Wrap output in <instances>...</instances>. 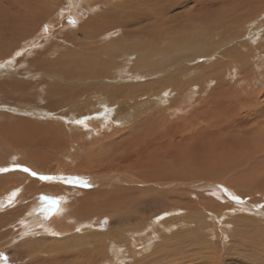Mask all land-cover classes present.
<instances>
[{"label": "bare ground", "instance_id": "1", "mask_svg": "<svg viewBox=\"0 0 264 264\" xmlns=\"http://www.w3.org/2000/svg\"><path fill=\"white\" fill-rule=\"evenodd\" d=\"M221 1L217 3L216 0H72L68 16L63 22H58V27L51 36L47 37L43 32L47 38L43 37L39 44L35 41L37 38L31 41L37 28L33 19L34 16L38 17L41 25L43 21L41 17L46 16L51 10L49 0L19 2V9L27 15L25 20L33 25L31 28L23 27L26 25L8 26L7 21L0 17V25L6 24L4 32L9 31L12 35L24 30L25 34L33 33L27 38L24 50L32 51L31 47L37 44L34 47L37 48L34 57L28 60V56H23L17 61V67L13 71L4 73V77L0 78V98L4 99L0 105L14 106L10 110L7 109L11 113L0 114V151H3L0 152L2 264H5L1 261L4 254H7L8 261L13 260L15 264H94L95 262L91 263L89 254L97 259L98 255L99 258H103L99 264H121L124 262L123 258L139 255L151 249L154 244L168 251V243L165 241L169 236H166L164 241L166 244L158 242L165 239V235H170L173 230L178 231L175 228L179 221L176 223L175 219L179 214L175 215L173 212L179 211L183 199L185 207L194 211H190V214L192 212L199 214L201 208L204 211L206 207H210L212 210L207 211L209 216L221 218L220 222L222 221L223 225L228 224L225 219L228 220V213L233 214L234 210L252 212L251 216L256 212L257 215L255 213L254 215L259 217L260 214L259 218H263L264 210L259 212L255 206L264 204V177L261 178V175H264V169L261 167L262 162L264 164L262 124L264 89L258 86L255 91L251 87L252 90L246 88V92H241L237 81L236 84L229 82L231 78L228 79L229 83L224 81V74L228 75L230 71L229 77H232L244 73L243 79L248 82L245 86L253 83L250 79V70L252 67L260 66V59L264 60V28L260 27L264 26V0H224L228 7L220 6ZM97 6L101 8L97 10ZM178 7H181V11L174 13ZM77 9L80 14L81 12L87 14L85 17L78 14L79 24L72 27ZM214 9L218 12L216 20L206 26L204 14ZM223 9L231 10L230 19H226L230 20L229 25L232 29L235 30L241 20L246 22L247 27L243 25L246 29L243 28L241 31L245 30L242 34L247 37L249 44L254 46L251 49L247 48L245 54L244 52L241 54V50H236V46L235 49L230 48L225 53L227 58L222 62L218 60L202 66L199 63L186 66L184 63H189L188 60L192 58L190 50L193 44L195 46L201 44L200 49L203 53L200 50L199 53L203 54L201 57L207 55L205 58L209 60L207 52L212 48L208 46L207 37L211 38L214 31L218 33L228 27L224 20L228 14ZM259 18H262L261 22L253 26L252 24ZM61 26L67 28L62 30ZM230 30L224 32L230 33L231 38L235 37ZM238 30L236 29L237 32ZM208 31L211 33H207ZM256 32H260L261 36ZM43 33L40 32V35ZM60 34L70 38L61 41L67 45L69 43L68 47L58 46L53 42L59 39ZM47 55L49 57H46ZM39 57L44 63L42 60L39 61ZM10 58L8 55L0 59V66L10 61ZM168 67L170 68L164 75L159 73ZM29 68L32 70H28ZM191 68L198 71H191ZM20 72V75L30 72L31 76L17 75ZM150 76L155 78L149 79ZM160 76L162 77L159 78ZM140 79H144L143 82ZM250 91L252 93H249ZM42 92H45V97ZM223 93L235 98V101L230 99L229 109L225 108L226 106L221 107L223 104L221 106L214 104ZM246 93L250 96L252 94L253 97L257 94L252 99L254 102ZM242 95L247 96L245 103L250 107L245 106L249 116L247 122L251 120L262 122L261 124L255 122L257 124L255 129L254 127L246 129L244 124V130L242 125L244 117L235 111L237 109L235 104H239V96ZM248 98L251 101H248ZM48 101L56 106L54 109L41 106L43 114H40L41 110L36 108ZM19 103L21 107L18 106ZM25 105L31 107L33 105L34 108ZM112 105L116 106L113 110ZM122 106L126 109L123 114L119 111ZM28 109L36 116L41 115L50 119L37 121L39 118L33 120L31 116L33 119L29 120L21 114L14 113L21 111L26 114ZM131 115L134 124L127 128V137L122 142L127 148L118 151L116 138L119 137L122 141V136L127 131L117 134L114 128H123ZM230 118H238V121L234 120V124L231 125L230 121L228 122ZM247 122V125H253ZM235 127L240 130L241 135L248 133L255 137L256 143L261 147L250 149L249 146L239 145L237 138L231 140L219 138L221 133L230 134ZM112 135L114 138L110 141L111 146H108ZM149 135V138H167L175 147H168L165 144L140 153L142 162L134 165L131 171L117 161V155L138 152L147 144L142 143ZM209 138L217 140L212 141ZM2 145L7 147L3 148ZM182 146H188L190 149L186 158L184 152L177 151V148ZM2 154L7 157L4 158ZM248 155L247 159H243ZM254 155H257L256 162L255 158L253 159ZM34 157L42 160L39 167L33 161ZM157 166H161L173 181H162L159 176L163 174L158 173ZM190 167H193L191 172L188 170ZM87 174L95 179L109 174L101 182V189L97 195L91 196L92 191L77 187H86L89 184ZM136 175L137 180L133 178ZM69 179L72 180L71 183L67 182ZM131 179L135 183L132 186L134 190L127 192L126 187H123ZM122 180L126 182L115 184ZM18 190L21 192L17 193ZM215 193L216 197L215 195L210 197L209 194ZM80 194L85 207L89 206L90 198L99 200L100 203L104 202L107 211L103 213L101 208L98 209V214H102L101 218H106L110 211L115 212L110 213L108 230L96 233V237L101 236L99 239L101 243L93 244L92 249L87 245L90 241L84 239L83 235L75 234L72 229L86 226L81 223L83 221L88 223L93 213L90 209L80 212L72 209ZM123 194L122 198H115ZM63 195L65 196L61 198ZM194 197L195 200L191 201ZM143 198L157 203L165 210L164 213L160 216L158 212H153L143 217L144 209L141 211L140 206L147 202L137 201ZM200 199L203 201L201 205ZM160 211L163 212L161 209ZM158 216L163 219L159 220ZM130 222H133V225L126 226ZM239 222L242 223V218ZM99 223L101 228L105 221L101 220ZM67 224L73 226L69 227ZM39 228L59 233L63 235V239L75 234L78 237L76 243L80 246L73 247L64 240L38 235ZM161 232L164 235L160 237ZM194 233L198 238L201 237L198 231ZM174 237L173 240L176 239ZM260 238L253 237V240H250L258 246L255 250L264 248L263 240H258L257 243L255 241ZM190 245L192 244H189V248L192 249ZM169 246L171 248V245ZM177 249L179 248L176 247L173 253ZM201 250L202 253L206 252L202 246L192 251L200 254ZM155 251L148 257L144 256L143 261L146 264H217L216 252L212 253L214 255L209 253L210 256L206 258L198 257L197 260L198 253L189 259L178 252L172 257L173 255L168 256L167 251L160 250L158 253ZM137 260L136 263L139 261ZM249 264H258V261Z\"/></svg>", "mask_w": 264, "mask_h": 264}, {"label": "rangeland", "instance_id": "2", "mask_svg": "<svg viewBox=\"0 0 264 264\" xmlns=\"http://www.w3.org/2000/svg\"><path fill=\"white\" fill-rule=\"evenodd\" d=\"M21 0H0V17L2 16L3 17V19L5 20V21H7V23H8V26L10 25L11 27H13V26H18V27H22L23 25H26V26H23V27H27V28H31V27H33V25L31 26L30 24H29V22L27 21V20H25L26 18V13H24L23 11H21L20 9H19V2H20ZM71 1L72 0H49V2H50V11L47 13V15L46 16H44L43 18L41 17V19L43 20L42 22H41V25H40V23H39V18L38 17H36V16H34V18L35 19H33V23L35 24L34 26H35V28H36V31H35V35L34 36H32L31 37V41H32V39L34 40L35 38H37V39H35V41H36V43L37 44H39L40 42H39V40H42V38L44 37V38H47V37H49V36H51V34L53 33V31H54V29L56 28V27H58L57 26V24H58V22L60 21V22H63L64 20H65V18L68 16V13L70 12V7H71ZM91 1H94V0H91ZM221 0H216V2L217 3H219ZM213 4H214V2H213ZM189 5H190V3H189ZM215 5V4H214ZM220 6H222V7H228L227 5H226V3H225V1L224 0H222L221 1V3H220ZM215 7H217V6H215ZM13 8V9H12ZM101 7L100 6H97V10L98 9H100ZM181 7H178V8H176L174 11V13H178L179 11H181V9H180ZM217 9V8H216ZM216 9H214V10H210V11H206V14H204L205 15V21H206V26H208L209 24H211L214 20H216L215 19V17H216ZM79 9H77L76 11H75V13H76V15H75V20L74 21H72V23L74 24L72 27H74V26H76V25H78L79 24V20H78V18H80V15L82 14L84 17L86 16V14L87 13H83V12H81V14H80V11H78ZM223 11L224 12H226L228 15L224 18V20L226 21V26H228V27H226L227 29H231L232 31H233V33H231V34H233L235 37H232L231 38V35H230V33H226V32H224V31H226L227 29L225 28L224 29V31L223 30H221V32H218V33H216L215 31V33H216V35L218 36V37H216V35L214 36V32H213V35H212V37L211 38H208L207 37V42H208V46H210L211 48H212V50H210V51H208L207 53L209 54V56H210V58H209V60H207L205 57L207 56V55H205V56H203V57H201V55H203L202 53V50L200 49V47H201V44H198V45H196L195 46V44H193L194 46H191V55H192V58L190 59V60H188V62L189 63H184V64H186V66H191L193 63V65L192 66H194V65H196V63L198 64L199 63V65L201 64V66L203 65V64H210V63H212V62H214V61H218V60H220L221 62L222 61H224L226 58H227V56H225V53H226V51H228V50H230V48L231 49H235L234 47L236 46V50L238 49L239 51H240V53L242 54L243 52V54H245V52H246V50H247V48H252L254 45H250L249 44V42H248V39H247V37L245 36V35H243L242 34V32H244L245 30H243V31H241L243 28H244V26L245 27H247V24H246V22H244V21H240V22H238V24H239V26H237V30H238V28H239V30H238V32L236 31V29L234 30V29H232V27L229 25V22H230V14H231V10L230 9H223ZM218 13V12H217ZM78 14H80L79 16H78ZM40 15V14H39ZM81 15V16H82ZM19 16H21V18L19 17ZM226 18H229V19H226ZM263 18V17H262ZM262 18H259V20H257L256 22H255V24H252L253 26H256V24H258V23H260L261 22V19ZM11 19V20H10ZM23 19V20H22ZM14 22H13V21ZM22 20V21H21ZM17 21L19 22V23H17ZM239 21V20H238ZM17 24H16V23ZM228 22V23H227ZM26 23V24H25ZM228 24V25H227ZM245 24V25H244ZM5 25L6 24H2V25H0V27H2V28H0L1 30H0V32H2V33H0V59H2V58H5L6 56H8V55H10V61H8V62H6L5 64H3L2 66H0V78H2V77H4V73H10L11 71H13V69H15L16 67H17V61L19 60V59H21L23 56H28V60H30L32 57H34L33 56V54H37V48H34V47H36L37 46V44H35V46L33 45L31 48H33L32 49V51H28V50H24L25 49V47H26V43H27V41H28V39L27 38H29V36L30 35H32V34H30V32H27L26 34H25V30L24 31H22V32H18V34H15V35H12L9 31H5L4 32V27H5ZM40 25V26H39ZM242 25V26H241ZM244 25V26H243ZM229 27H231V28H229ZM260 27H262V28H264V26L262 25V26H260ZM65 28H67V27H64V26H61V29L63 30V29H65ZM11 28L9 27V30H10ZM47 29V30H46ZM206 29H207V27H206ZM244 29H246V28H244ZM42 30V31H41ZM44 30V31H43ZM208 30V29H207ZM231 30H230V32H231ZM223 31V32H222ZM236 31V32H235ZM38 32V33H37ZM40 32L41 33H43V32H45L46 34H47V37H45L46 36V34L45 33H43V34H41L40 35ZM51 32V33H50ZM237 34V35H235V33ZM207 33H211V31H208ZM256 33H258V36H261V33L260 32H256ZM29 34V35H28ZM38 34V35H37ZM50 34V35H49ZM225 34V35H224ZM3 36V38H1L2 36ZM241 35L243 36V37H241ZM8 36V37H7ZM10 36V37H9ZM58 36V34H56V37ZM61 36V37H60ZM238 36V37H237ZM224 37V38H223ZM227 37V38H226ZM43 38V39H44ZM234 38H240V39H238V40H234ZM245 38V39H244ZM26 39V40H25ZM222 39V40H221ZM14 40V41H13ZM66 41V40H70V38H68L67 37V35H62V34H60L59 35V39H57V40H53V42H56V45H58V46H60V45H64L65 47H68L69 46V43H68V45L67 44H65V42L64 43H62L61 41ZM221 40V41H220ZM224 40H227V41H224ZM233 40V41H232ZM247 40V41H246ZM6 41V42H5ZM235 41H237V42H235ZM212 42V43H211ZM218 42V43H217ZM246 42V43H245ZM214 43H215V45H214ZM244 43V44H243ZM217 44V45H216ZM223 44V46H221ZM243 44V45H242ZM246 44H247V46H246ZM5 45V46H4ZM25 45V46H24ZM213 47H212V46ZM225 45V46H224ZM240 46V48H239V46ZM3 46V47H2ZM24 46V47H23ZM229 46V47H228ZM231 46V47H230ZM5 47V48H4ZM196 47H198V48H196ZM220 47H221V49H220ZM238 47V48H237ZM8 48V49H7ZM217 50H216V49ZM195 50V51H194ZM199 50H200V52H202V53H199ZM224 50V51H223ZM9 51V52H8ZM59 51V50H58ZM198 51V52H197ZM214 51V52H213ZM199 53V54H198ZM222 53V54H221ZM199 55V56H197V55ZM31 55V56H30ZM46 57H49V55H47ZM51 57V56H50ZM198 57V58H197ZM40 58V57H39ZM260 58V57H259ZM261 58H263V57H261ZM42 60V61H41ZM260 60H261V62H260ZM259 60V63H261L260 64V66H258V67H252L251 68V77H250V79L251 80H253V83L252 84H249L248 86H245L248 82H246V80L244 81V73L243 74H239L238 76H232V77H229V74H230V71L228 72V75H226V74H224V77H225V82L227 83L228 82V79L229 78H231V79H229V82L230 83H234V84H236V81H237V83H238V85L240 86V89L239 90H241V92L242 91H245L246 92V88H248V89H251L252 90V88L251 87H253V91H255V90H257V88H259L258 86H260V88H263L264 89V60H262V59H260ZM39 61H41V62H43L44 63V60L42 59V58H40L39 59ZM23 65H21V67H22ZM23 68V67H22ZM22 68H18V69H22ZM35 68L36 67H34L33 69L35 70ZM170 67H168V68H166V69H163V70H160L159 71V73L160 74H162V75H164V73L167 71L168 72V69H169ZM28 70H32L31 68H29ZM191 71H198V69H194V68H191L190 69ZM2 71V72H1ZM261 71V72H260ZM156 73H158V71H155ZM203 72V71H202ZM260 72V73H259ZM29 73L30 72H27V74H23V75H20L21 74V72L20 73H18L17 75H19V76H28V77H30L31 75H29ZM26 76V77H27ZM162 76H160L159 78H161ZM155 77L154 76H150L149 77V79H154ZM253 78V79H252ZM144 80V79H143ZM143 80L142 79H140V81L141 82H143ZM228 82V83H229ZM213 86H214V84H212ZM252 85V86H251ZM254 85V86H253ZM42 89H44V86L42 87ZM258 92V91H257ZM248 93V92H247ZM246 93V94H247ZM249 93H252V91H250ZM42 95L45 97V92H42ZM247 95H249V94H247ZM257 94H255L254 95V97L252 96V94H251V96L250 97H252V98H250L249 96V98L252 100V99H254L255 98V96H256ZM221 96V97H220ZM219 96V98H217V100H215L214 102V104L216 105V106H221L222 104V106L221 107H225V108H231V106H229L228 104H229V101H230V99L232 98L234 101H235V98L234 97H232L231 95L229 96V94H227L226 95V93H223V94H221ZM222 96H225V97H222ZM221 98V99H220ZM227 98V99H226ZM248 98V101L250 100ZM243 99V100H242ZM245 99V100H244ZM247 99V96L246 97H243V95L242 96H239V104L237 103V104H235L236 105V107H237V109L235 110V111H237V112H239V113H241L240 115H242L243 117H244V120H243V122H242V125H243V129L246 127V129H248V128H250V127H254V129L256 128V125L258 124V123H262V122H256V121H253V120H251V121H249V122H247V120H248V118H249V116L247 115V109H246V107L245 106H247V108L249 107L245 102L247 101L246 100ZM4 99L3 98H0V104L2 103V101H3ZM220 100V101H219ZM250 100V101H251ZM51 101V100H50ZM50 101H48V102H43V103H41L40 105H38V107L39 108H36L37 110H41V112H40V114H43V109H42V107L41 106H43V107H45V108H51V109H54V107L56 106V105H54V104H52V103H50ZM221 101H223V103L221 102ZM227 101V102H226ZM219 104H218V103ZM241 102H243V103H241ZM252 102H254V100H252ZM217 103V104H216ZM27 104V103H26ZM48 104H50V106H47ZM21 104L19 103V107H21L20 106ZM33 105H36V104H33ZM33 105H32V107L30 106V105H25V106H29L30 108H34L33 107ZM244 105V106H243ZM251 105H253V104H251ZM250 105V106H251ZM229 106V107H228ZM240 106V107H239ZM12 107H14L13 105H11L10 107L9 106H5V105H0V114L1 113H5V112H7V113H11V111H9L10 109H12ZM252 107V106H251ZM24 108H28V107H23V109ZM116 108V106L115 105H112V109L111 110H113V109H115ZM132 108V111L134 110V107L132 106L131 107ZM250 108V107H249ZM7 109H9V110H7ZM14 109H20V108H14ZM22 109V108H21ZM110 110V111H111ZM125 110L126 109H124V106H122L121 108H120V110L119 111H121V114H123L124 112H125ZM233 111V110H232ZM14 113H16V114H21V115H23V116H25L26 118H31V119H33V120H37L38 118H39V120H37V121H46L47 119H50V117H48V118H45V117H43V116H41V115H37L36 116V114H34V112H31V111H29V109H28V113H26V114H24V113H22L21 111L20 112H14ZM235 114H236V112H234ZM14 115V114H13ZM30 116V117H29ZM33 118H32V117ZM37 117V118H36ZM36 118V119H35ZM40 118H42V119H40ZM256 118V117H255ZM5 119V118H4ZM31 119H29V120H31ZM232 121H231V120ZM229 120H228V122L229 123H231V125H233L234 124V120H237L238 121V118L237 119H232V118H230ZM0 120H1V118H0ZM236 121V122H237ZM235 122V123H236ZM241 122H238V123H241ZM246 122L247 123H252L253 125H251V126H249V125H247L246 124ZM257 124H256V123ZM122 124V123H121ZM131 124H134V118H133V116L131 115L129 118H128V120L125 122V126H123V128H114V130H115V132L117 133V134H119L120 132H125V131H127V128L131 125ZM246 126H245V125ZM263 125H264V122L262 123ZM123 125V124H122ZM227 125H229V124H227ZM245 126V127H244ZM248 126V127H247ZM251 129V128H250ZM245 130V129H244ZM159 133L161 134V132L159 131ZM127 134H128V131H127V133L125 132L124 133V136H122V141L120 140V138L118 137V138H116V140H117V143H118V151H123V150H125L127 147L122 143V142H124V139L127 137ZM162 135V134H161ZM247 135V136H246ZM264 135V134H263ZM244 136V137H243ZM150 137V135L149 136H147V138H145V139H147L146 141H144L142 144H144V143H147L146 145H144V146H142L141 147V149L138 151V152H130V153H127V154H125V155H117V161L118 162H120L121 164H123V165H125L126 166V168L128 169V170H132V168H133V166L134 165H136V164H138V163H140V162H142V160H141V155L142 154H140V153H142V152H144V151H149L151 148H153V147H161V146H163V145H167L168 147H175V146H173V144H172V142H171V140H169V139H167V138H164V137H153V138H149ZM113 138H114V136L112 135L111 136V139H109V141H108V146H111V144H110V141H112L113 140ZM149 138V139H148ZM219 138H227L228 140H231V139H236L237 138V142L239 143V145H244V146H246V147H250V149H254V148H256V147H261V145L259 144V143H256V138L255 137H252V136H250V134H240V130L237 128V127H235L234 128V130L230 133V134H227V133H221V136L219 137ZM246 138V139H245ZM208 139V138H207ZM211 138H209V140H210ZM212 139H214V138H212ZM211 139V140H212ZM216 139V138H215ZM214 139V140H215ZM214 140H212V141H214ZM217 140V139H216ZM219 140V139H218ZM225 143V142H224ZM2 147L3 148H5V147H7L6 145H2ZM177 148V147H176ZM7 149V148H6ZM177 151L178 152H180V151H182V152H184L185 153V158H186V156L189 154V151H190V149H189V147L188 146H182V147H179V148H177ZM1 153L3 152V151H0ZM264 154V153H263ZM3 155V154H2ZM1 155V156H2ZM256 156L257 155H254L253 156V159H254V161L256 162ZM3 157L4 158H6L7 157V155H3ZM249 157V155L247 156V157H243V159H247ZM33 161L36 163V165L39 167V165H40V163H41V159H38V158H36V157H34V159H33ZM137 162V163H136ZM262 166V168L264 169V164H263V162H262V164H261ZM157 168L159 169V171H158V173L159 174H163L162 176H159L160 177V179L162 180V181H164V182H171V181H173V179H172V177L169 175V174H167L165 171H164V169L161 167V166H157ZM178 170V169H177ZM189 171L190 170H192L193 171V167H190L189 169H188ZM170 171V170H169ZM191 172V171H190ZM165 173V174H164ZM107 175H109V174H107ZM107 175H105L104 177L102 176H99V177H101V178H99V179H95V178H92V176L90 175V174H87L86 176H87V178H88V183L89 184H87V185H89V186H87L86 185V187H84V186H77V187H82V190H89V191H92V194H91V196H94V195H97V192L101 189V182L103 181V180H105L106 178V176ZM112 174H110V176H111ZM93 176H95V175H93ZM127 177L128 178H131V176L130 175H127ZM262 177H264V175L262 176L261 175V178ZM79 178V177H78ZM133 178H135L136 180H137V175L136 176H134ZM80 179V178H79ZM115 180V179H114ZM118 180V179H117ZM263 180V179H262ZM124 182H126V180H122V182H119V183H115V184H117V185H120V184H123ZM82 183V182H81ZM135 183H133L132 182V179L131 180H129V181H127V184H126V186H124L123 188H125L126 187V190H127V192L128 191H130V190H134L133 188H132V186L134 185ZM162 184V183H161ZM22 190V189H21ZM20 190H18L17 191V193L19 192ZM22 191H24V189L22 190ZM242 191V190H241ZM21 192V191H20ZM201 192V191H200ZM202 193V192H201ZM211 193V192H210ZM212 194V193H211ZM211 194H209L210 195V197L212 196H214V197H216V193L215 194H213V195H211ZM65 195H63L61 198H63ZM124 196V194L123 195H118V196H116L115 198H118V199H120V198H122ZM206 196V195H205ZM255 195H253V197H254ZM82 197V195L80 194V195H78L77 196V199H76V202L74 203V205H73V208L72 209H75V210H77V211H79L80 212V210H86V209H90L91 210V212H93V213H91V217L88 219V223L87 222H85V221H83V222H85V223H81V224H83V225H86V226H84V227H81V229H79L78 227L75 229V228H72L73 229V231H74V233L75 234H77V235H83L84 236V239H86V240H88V241H90V243L89 244H87V245H89L90 246V248L92 249V245L93 244H97L98 245V243H101L100 242V238H101V236L98 238V237H96V233H101L102 231H105V230H108V219L110 218V213L112 212V211H110L109 212V215L108 214H106V218H101V215L102 214H98V209H100L101 208V210L103 211V213H105L106 211H107V207H106V205L104 204V202H102V203H100V201L99 200H91V198H90V200H89V206L88 207H85L84 205H85V203H84V201H82L80 198ZM207 197V196H206ZM206 197H203V198H205L206 199ZM208 198V197H207ZM145 199V200H144ZM188 199H189V201H190V198H189V196H188ZM195 200V197L194 198H191V201H194ZM31 200H32V198H31ZM137 201H142V202H147V204H142L141 206H140V209H144V212L142 213V215H145V216H143V217H146V216H148L149 214H152L153 212H155V213H159L158 215H162L163 213H164V209L161 207V206H159L157 203H154V202H150L149 201V199L148 198H143V199H140V200H137ZM183 201H184V199H183ZM183 201H182V204L180 203V205H179V207H180V209H179V211L177 210V211H175V212H173V213H175V215L176 214H179V215H181V216H179V215H176L177 216V218H176V216H175V220H177L176 221V223L179 221V223L178 224H176V230H178V231H176L175 232V230H173L172 232H171V234L170 235H173V237H174V235H175V237L174 238H178L177 240L176 239H172L173 237L171 236L170 237V235H165V239H162V241H160V242H158V243H164V241L166 240V238H167V240L165 241L166 243H168V251L166 250V249H164L163 247L160 249V247L161 246H159L158 244V246L156 245V244H154L152 247H151V249L149 250H146V251H148L147 253H146V251H143L141 254H139V255H131L130 257H127V258H123L122 260L124 261V262H122L121 264H131V262H132V264H143V263H145L144 261H143V259H144V256L145 257H148L150 254H151V252L152 251H154V250H156L155 252L156 253H158V251H162L163 250V252H168L167 254H168V256H172L174 253H180V255H182V256H185V257H189V259L190 258H192L193 256H196V254L198 253L199 254V252H195L194 253V251H192V250H194V249H197V248H201V246H202V249L204 248L205 250L204 251H206V252H203L202 253V250H201V253L199 254V255H197V260L199 259L198 257H200L201 258V256H203L204 258H206V257H208V256H210L213 252H216V263L217 264H222V263H224L225 262V264H249V263H251V262H257L258 261V264H264V248L263 249H260V250H255L256 249V247H258V246H256V244H253L250 240H253L252 238L253 237H261L260 239H256L255 241H256V243H257V241L258 240H263V242H264V216H263V218H259L261 215L259 214L258 216L259 217H257L256 215H257V213L256 212H253V216H251L250 214L252 213H246V212H243V211H240V210H234V213L233 214H230V213H228V220L227 219H225L226 221H227V225H223L222 224V221L220 222V220H221V218L220 219H216V218H213V217H211V216H209L210 214L207 212V211H210V210H212L210 207H206V209H204V211H203V209L201 208V212H199V214H194L193 212V210H191V209H188L187 207H185V203H183ZM261 201L263 202V200L261 199ZM203 201L200 199V205H201V203H202ZM138 203H140V202H138ZM137 203V204H138ZM203 204V203H202ZM154 205V206H153ZM158 205V206H157ZM146 206V207H145ZM182 206H184V207H182ZM166 207H168V206H166ZM210 208V209H209ZM255 208L259 211V212H262L263 210H264V204H256V206H255ZM143 209L141 210V211H143ZM147 209H149L148 211L149 212H147ZM153 209V210H152ZM160 209L163 211V212H161L160 211ZM207 209H209V210H207ZM186 211V212H185ZM190 211H193L191 214L189 213ZM145 212H147V213H145ZM161 212V213H160ZM112 213H115V212H112ZM188 213H189V215H188ZM254 213L256 214V215H254ZM172 214V213H171ZM183 214V215H182ZM174 215V214H173ZM195 216V218H194V216ZM200 215V216H199ZM183 216V219H181V217ZM142 217V216H141ZM187 217V218H186ZM189 217V218H188ZM201 217V218H200ZM210 217V218H209ZM184 218H186V219H184ZM200 218V219H199ZM240 218H242V223L241 222H239V220H240ZM158 219L159 220H162L163 218H161L160 219V217L158 216ZM202 219V220H201ZM237 220V222H234V220ZM101 220H103V221H105V223H104V225H103V227H101L102 228V230H100L101 228L99 227L100 226V221ZM185 220V221H184ZM196 220V221H195ZM259 220V221H258ZM183 221V222H182ZM188 221V222H187ZM207 221H209V222H207ZM214 221V222H213ZM215 221H217V222H215ZM219 221V222H218ZM181 222H182V224H181ZM185 222V223H184ZM187 222V223H186ZM190 222V223H189ZM192 222V223H191ZM196 223V224H195ZM198 223V224H197ZM232 223V224H231ZM201 226H200V225ZM213 224V225H212ZM231 224V225H230ZM83 225H81V226H83ZM130 225H133V222H130V223H128V224H126V226H130ZM181 225V226H180ZM184 225V226H183ZM216 225V226H215ZM222 225V226H221ZM67 226H69V227H72L73 226V224H70V225H68L67 224ZM178 226V227H177ZM179 226L182 228H179ZM195 226V227H194ZM197 226H199V227H197ZM210 226V227H209ZM228 226V227H227ZM74 227H76V226H74ZM185 227V228H184ZM187 227V228H186ZM191 227V228H190ZM193 227H194V229H196L195 231H198V235L199 236H201L200 238H198L197 237V235L194 233L195 231H194V229H193ZM205 228V229H203V228ZM216 227V228H215ZM100 228V229H99ZM160 228V227H159ZM158 228V231H160V229ZM178 228V229H177ZM184 228V229H183ZM210 228H212V229H210ZM215 228V229H214ZM181 230V232H180V230ZM191 229V230H190ZM219 229V230H218ZM79 230V231H78ZM203 230V231H202ZM183 231V232H182ZM191 231H194V232H192L191 233ZM218 231V232H217ZM27 232V231H26ZM175 232V233H174ZM212 232H214V233H212ZM224 232H226V234L224 233ZM228 232V233H227ZM39 234L38 235H46L47 237H49V238H51V239H54V238H56V239H60V240H64L66 243H68V244H71V245H73V247H77V246H80V244H78V243H76V241H78V237L75 235V234H70L68 237H64V239H63V235H61V234H59V233H56V232H54V231H51V230H47V229H42V228H39V232H38ZM86 233H88V234H90V235H86ZM179 235H178V234ZM204 233V234H203ZM207 233V234H206ZM219 233V234H218ZM99 234H97V235H99ZM184 234V235H183ZM216 234H217V236H216ZM223 234V235H222ZM56 235V236H55ZM61 235V236H60ZM92 235V236H91ZM95 235V236H94ZM164 235V233H160V237L161 236H163ZM178 235V236H177ZM183 235V236H182ZM204 235V236H203ZM216 237H215V236ZM248 235V237L246 238V236ZM53 236V237H52ZM60 236V237H59ZM167 236V237H166ZM187 236V237H186ZM188 236L190 237V236H192L191 238H188ZM18 237V236H17ZM82 237V236H81ZM95 237H96V239H95ZM103 237V236H102ZM184 237V238H183ZM186 237V238H185ZM195 237H197V238H195ZM212 237V238H211ZM250 237V238H249ZM19 238V237H18ZM91 238H94V239H92L91 240ZM97 238H98V240H97ZM171 238V239H170ZM183 238V239H182ZM188 238V239H187ZM214 238V239H213ZM220 238V239H219ZM210 239H212V240H210ZM170 240V241H169ZM179 240V241H178ZM184 240V241H183ZM188 240V241H187ZM192 242V243H190V241ZM214 240H216V242L214 241ZM175 242V243H173V242ZM178 241V242H177ZM187 241V242H186ZM61 243H62V241H60ZM97 242V243H96ZM177 242V243H176ZM195 242H196V244H195ZM103 243V242H102ZM166 243H164V244H166ZM169 243H171V244H169ZM180 243V244H179ZM182 243V244H181ZM185 243V244H184ZM208 243V244H207ZM236 243V244H235ZM126 244V243H125ZM175 244V245H174ZM189 244H192V245H190L191 246V248L192 249H190L189 248ZM194 244H195V246H194ZM201 244V245H200ZM203 244V245H202ZM224 244V245H223ZM253 245V246H250V245ZM169 245H171V248H170V246ZM180 245V246H179ZM174 248H173V247ZM193 246V247H192ZM156 247V248H155ZM179 248V249H177L174 253H173V251L175 250V248ZM154 248V249H153ZM158 248V249H157ZM153 249V250H152ZM160 249V250H159ZM172 249V250H171ZM207 249V250H206ZM210 251H209V250ZM166 250V251H165ZM170 250V251H169ZM181 251H183V252H181ZM171 252V253H170ZM209 253H210V255H209ZM175 255H177V254H175ZM175 255H173L172 257H174ZM212 255H214V254H212ZM89 258H90V261H91V263L93 262H95L94 264H99V261L100 260H103V258H99V255H98V259H97V257H95V256H93L92 254L90 255L89 254ZM101 257V256H100ZM138 257V258H137ZM93 258V259H92ZM134 259H135V261H134ZM136 259H138L137 261V263H136ZM170 260H171V258H169ZM142 262H141V261ZM227 260V261H226ZM1 261L3 262V263H7V264H15V262L12 260H10L9 259V261H8V256H7V254L5 255H3L2 256V259H1ZM12 263H11V262ZM223 261V262H222ZM249 262V263H248ZM0 264H2L1 262H0ZM17 264V263H16ZM146 264V263H145Z\"/></svg>", "mask_w": 264, "mask_h": 264}, {"label": "snow or ice", "instance_id": "3", "mask_svg": "<svg viewBox=\"0 0 264 264\" xmlns=\"http://www.w3.org/2000/svg\"><path fill=\"white\" fill-rule=\"evenodd\" d=\"M25 171H27V169H25ZM33 175H35V173H33ZM67 182L71 183V182H72V180H71V179H69ZM237 199H238V198H237Z\"/></svg>", "mask_w": 264, "mask_h": 264}]
</instances>
